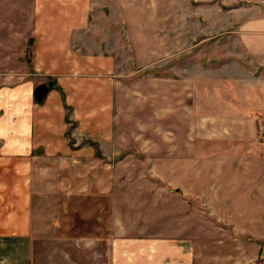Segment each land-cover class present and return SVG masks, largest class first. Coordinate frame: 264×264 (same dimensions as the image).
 <instances>
[{"label": "crops", "instance_id": "1", "mask_svg": "<svg viewBox=\"0 0 264 264\" xmlns=\"http://www.w3.org/2000/svg\"><path fill=\"white\" fill-rule=\"evenodd\" d=\"M33 18L30 42L9 28L0 35V264H31L33 152L79 156L80 138L111 137L117 49L142 67L175 54L172 33L184 48L199 37L221 50L226 37L223 47L264 66L262 0H34ZM38 79L55 83L41 102ZM253 114L233 116L231 140L209 138L202 119L198 151L189 140L183 162L168 166L182 217L170 214L166 235L112 240L110 264H264V144Z\"/></svg>", "mask_w": 264, "mask_h": 264}, {"label": "rangeland", "instance_id": "2", "mask_svg": "<svg viewBox=\"0 0 264 264\" xmlns=\"http://www.w3.org/2000/svg\"><path fill=\"white\" fill-rule=\"evenodd\" d=\"M33 9L34 0H0V25L8 26L0 35L9 28L17 43L30 42ZM181 35L171 34L174 55L142 67L129 49L127 55L117 49L109 139L80 138L85 154L79 156L33 152L31 264H110L112 240L166 235L170 214L183 213L182 200L170 195L168 166L183 162L189 140L198 151L197 140L207 138L202 119L210 122L209 138L231 140L233 116L256 112L264 144V66L223 47L226 37L219 50L215 38L200 44L199 37L184 48ZM34 84L48 91L55 85L46 79ZM45 97L35 99L33 90L35 102ZM65 120L73 136L68 113ZM192 215L199 216L195 210Z\"/></svg>", "mask_w": 264, "mask_h": 264}, {"label": "water", "instance_id": "3", "mask_svg": "<svg viewBox=\"0 0 264 264\" xmlns=\"http://www.w3.org/2000/svg\"><path fill=\"white\" fill-rule=\"evenodd\" d=\"M48 92V87L45 84H39L34 89V97L37 100H40L46 96Z\"/></svg>", "mask_w": 264, "mask_h": 264}, {"label": "built area", "instance_id": "4", "mask_svg": "<svg viewBox=\"0 0 264 264\" xmlns=\"http://www.w3.org/2000/svg\"><path fill=\"white\" fill-rule=\"evenodd\" d=\"M264 1V0H262ZM259 259L264 262V246L261 248L260 252H259Z\"/></svg>", "mask_w": 264, "mask_h": 264}]
</instances>
